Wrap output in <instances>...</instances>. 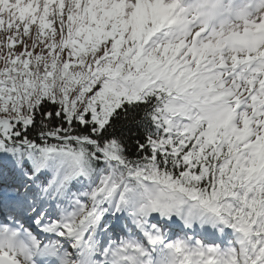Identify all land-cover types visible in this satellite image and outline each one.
Here are the masks:
<instances>
[{
    "label": "snow or ice",
    "instance_id": "snow-or-ice-1",
    "mask_svg": "<svg viewBox=\"0 0 264 264\" xmlns=\"http://www.w3.org/2000/svg\"><path fill=\"white\" fill-rule=\"evenodd\" d=\"M0 264H264V0H0Z\"/></svg>",
    "mask_w": 264,
    "mask_h": 264
}]
</instances>
